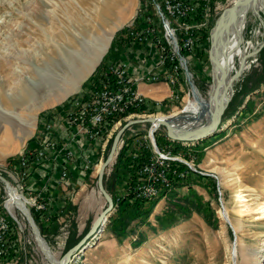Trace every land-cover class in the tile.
I'll use <instances>...</instances> for the list:
<instances>
[{
  "label": "rangeland",
  "instance_id": "374dc122",
  "mask_svg": "<svg viewBox=\"0 0 264 264\" xmlns=\"http://www.w3.org/2000/svg\"><path fill=\"white\" fill-rule=\"evenodd\" d=\"M155 1L160 4L162 2V0H121L122 5L117 6L115 11V24L119 25V19H121L120 26L112 29L113 36L110 45L96 66L86 77L81 79L77 86L73 87L68 78L67 83H61V86L58 85L60 88L57 87L49 96L37 102L32 98V90L26 79L32 77L39 80L40 77L37 78L35 71L27 69L29 62H25V64L24 60L33 59L38 65V58L40 59L48 52L46 46L49 44L52 47L55 44L57 36L53 33H58L60 28L67 33L82 32L84 24L90 19L95 20L94 16L97 11H101L105 2L103 0H0V52H3L11 42L14 43L18 40L16 36H21L20 30H27L29 27L33 30L29 42L19 46L16 41L19 49L27 50L20 56V60L15 55L5 59L0 56L2 59L0 62L3 59L7 61L6 65L3 64L7 70L4 75L6 77L5 84L1 85L0 83V97L10 98L4 107L14 110L22 120L29 121L33 125L29 134L19 133L21 137L23 136L24 142L19 140L15 129L0 128V176L8 180L15 190L19 185L17 191L20 197L22 196L20 186L23 187V192L27 197L33 196L35 193L30 190L31 184L26 181L28 176L23 172L26 168L23 163L30 160V166L34 168L32 174L37 175L36 165L39 163L38 159L41 158L38 156L36 159V155L41 149L32 151V148L39 140L40 142L42 140L46 149L51 148L53 140L49 137V130L52 124L50 116L53 110L84 94V89L93 76L102 77L106 71L107 63L125 55L127 48L132 45V31L140 30L142 26H152L156 30L157 36L163 35L158 11L153 4ZM221 1L220 5L216 7V11L214 10L215 2L212 1L211 6H208L210 11L208 10L204 14L205 20L201 21L203 32L208 30V35L212 31L217 17L221 13L223 15L229 9L227 7H230L234 2V0ZM109 2L112 3V1ZM120 8L123 9L121 14L118 13ZM236 12L230 14L226 21ZM142 16L144 17L142 18ZM257 23L258 19L255 17L247 20L244 30L245 43H243L244 41L240 42L241 49L254 38ZM27 37L23 35L22 40L29 39ZM210 39L211 37H209ZM207 44L205 42V47L202 49L203 57L194 56L191 58L187 56L191 59L189 71L192 73L194 88L206 100L209 98L212 80L208 56L211 43L208 46ZM43 46L45 47L41 50ZM137 48L138 46H135V49ZM256 49L250 61L255 56ZM259 54L252 71L241 81L231 103L225 108L220 121L222 126L218 133L193 143L180 142L186 147V151L190 147L192 148L190 155L186 152V158L188 161L191 157L193 158L195 171L205 178L192 174V178H189L191 182L187 184L176 185L174 188L171 185L167 188L161 186L160 189L153 190V196L150 199L157 198L158 201L152 205L150 213L145 218L142 216L131 219L124 234L117 235L113 232L116 224L110 223V218L115 213L114 209L106 221L105 229L96 233L97 237L89 242L90 245L87 249L75 256L69 264H244L240 255L238 262L232 260V251L237 239L239 245L249 254L252 264H264V46ZM102 61H106V65L99 70L98 66ZM17 66L26 72L18 76ZM184 74L186 75V72ZM0 79L3 78L0 77ZM170 79L171 83L161 81L151 84L153 87L158 85V89L156 88L158 95H154V97L160 99L159 103L162 105L145 107L144 110H141L142 112H137L134 118H131L132 114H130L127 115L128 117L125 116L123 121L120 119L124 117L109 119L108 123L110 124L114 120L119 121L112 125V130L108 132L110 135H105L99 140L100 155L97 160H92L90 163V169L85 173L88 175L84 178L80 176L79 182L71 181L74 182V185L60 180L59 183L65 184L66 190L63 193H66L67 198L59 202L62 207L57 213L60 216L59 221L57 220V229L67 232V240H60L59 233L61 231L57 237L46 230L48 234L44 233L39 228L42 240L47 242L50 247L49 251L52 250L58 260H62L64 253L85 235L100 211L107 205L105 197L100 194L96 181L99 165L110 152L114 134L129 120L145 118L159 120L180 115L191 116L188 111L194 110L196 100L194 93L190 90L188 79L186 82L179 72H172ZM159 86H164V88ZM171 91L178 93L179 97L176 101L174 97L171 100L168 99ZM63 92H66L65 95ZM169 101H172L173 104H170ZM44 120L48 123L41 128ZM120 121L122 122L119 123ZM149 127L150 121L146 120L128 124L125 127L122 135L125 139L129 138L130 140L127 150L129 147L135 149L132 138L139 139L136 141V145L143 141L146 148H149V141L147 138L145 140ZM155 135L157 140L160 136V141L172 149L171 145L174 146L175 142L169 139L163 125ZM209 137L211 138L208 139ZM195 144L198 145L197 148H193ZM122 148H120V154L123 152ZM178 152L185 154L182 149H179ZM17 156H22V160L15 163L12 158ZM114 160L115 158L110 162V165L109 163L106 165L103 181L106 173L111 169L108 177L113 174ZM186 165L188 166V164ZM71 175L75 177L76 172H72ZM122 177L119 176L114 180L117 183L122 182ZM36 178H40V176ZM45 186L46 184L42 183L43 189ZM171 190L173 192L170 194ZM6 192H8L7 185L0 177V200H3ZM127 193V190H121V193L116 196ZM8 195L10 199L9 192ZM22 201L25 202L23 199ZM68 201L75 208H71L67 214L63 215L62 209ZM221 211L227 212L231 220L229 223L220 214ZM0 214L6 216L5 212H0ZM59 225H64V228H59ZM19 226L21 227V225ZM25 230L26 232L23 234L17 227L18 238L16 236L15 242L18 245L21 241L20 237H22L23 245L21 247L15 245L16 252L10 260L11 264H51L45 256L43 257L45 253L40 249L38 240L34 242L32 236L31 244L26 247L28 252L25 255L24 235L26 233V237H29L31 234L28 225ZM78 236H81L79 240ZM70 239L72 242L77 241L69 244ZM7 262V260H2L0 264Z\"/></svg>",
  "mask_w": 264,
  "mask_h": 264
},
{
  "label": "built area",
  "instance_id": "2783aa9c",
  "mask_svg": "<svg viewBox=\"0 0 264 264\" xmlns=\"http://www.w3.org/2000/svg\"><path fill=\"white\" fill-rule=\"evenodd\" d=\"M202 2L203 0H162L160 4L155 1L156 11H158L161 26H163V35L157 36L152 26H142L140 30L132 31V45L126 51L129 52L130 49L136 50L135 46L141 47L144 41L149 39L156 46V54L154 56L156 71L154 72L147 65L142 67L141 74H131V66L127 62H123L121 55L117 60H111L107 63L104 75L102 77L96 76L95 80H91L89 86H86L84 89L85 93L80 95L81 97L79 96L71 101L72 108L67 111V119L79 126L82 134L86 136V153L82 155V163L80 165L83 172L89 168L93 160L92 155L95 153L93 145L98 148L99 135L104 131V126L110 117L127 106L135 107L143 106L144 104L162 105V103H159L160 99L151 98V101H147L145 94L138 89L140 83L157 84L161 81L170 83V73L172 71H179L186 82L187 79L189 82L191 79L193 80L192 73L188 70L191 60L189 57L194 58L196 51L203 47L201 41L203 26L200 25L201 14L203 12ZM221 2V0L215 1L214 10ZM183 60L188 61L187 70L183 68L185 65ZM185 72L186 75L184 74ZM188 72L190 73V77L188 76ZM178 96L177 92L171 91L170 99L173 97L176 99ZM166 104L168 103L166 102ZM153 124L154 122H150V127L145 137V140L147 138L149 141L148 149L143 141H140L136 145V141L139 139L132 138L135 149L129 147L130 151L128 150V155L132 154L133 159L130 160L128 172L125 174V178L118 188V192L120 190L132 189V196L135 199H150L153 196V189H160L161 186L166 187L169 184H173L172 178L176 176H184L186 178L187 171L181 169L182 163L188 164V166L195 165L192 157L189 161L186 159V152L190 155L192 149L184 150L185 154H182L174 151L173 147H171L173 150L169 149L167 145L163 144L164 142L160 141L161 143L158 144V140H156L155 145L153 136L149 133ZM155 133L153 131V134ZM129 141V138L125 139L121 134L114 150V155L109 161L110 163L115 158L112 166H114L120 155L119 147H123L124 145L129 146ZM53 147L58 150L55 141H52L51 148L49 149L52 150ZM65 150L66 160L61 166L59 178L55 177L54 174L53 176L49 175L47 178L43 175L40 176L41 179L36 178L37 176L32 174L34 168L30 166V160L25 161L26 164L25 162L23 163L26 167L23 172L28 176L27 182L33 187L29 188L35 193L33 196L27 197L23 192V187L20 186L22 192L21 198L25 201L24 206L26 207L24 208H28L27 213L31 215L37 229L46 227L50 215L61 205L59 203L61 201L60 198H56L58 196H56L57 188H62L61 197L66 199L67 195L63 193L66 190L64 188L65 184L59 182L61 180V182L68 184L69 169L67 167V160L74 156L75 152H73L72 146H68V144ZM45 151L46 147L38 151L36 159L38 156L41 158L38 159L39 163L43 161L42 158L46 155ZM140 157V160L133 163V160ZM55 169L58 168L54 166L53 171ZM111 171L112 169L106 173V177H108ZM36 174L38 175V171ZM39 181L46 184L45 189H43V195L41 194L42 190L40 189L41 185L38 183ZM18 187L19 185L16 186L17 190H19ZM0 211H5L6 216L12 215L13 217H17L23 233L26 232V225L29 226L31 230L30 236L26 237V233L24 235L26 255V252H28V248L26 249V247L31 244V236L35 242L33 236L35 230H33V226L30 223L29 215L27 218L25 210L18 204L11 203L10 205L8 203V192H6L3 200H0ZM59 228H64V225ZM59 234H57V237ZM62 234L64 238H67V232H62ZM15 244L17 243L13 238V232L9 229V225L6 226L5 219H0V254H7L8 261L2 264H11L10 256L16 250Z\"/></svg>",
  "mask_w": 264,
  "mask_h": 264
},
{
  "label": "bare ground",
  "instance_id": "6f19581e",
  "mask_svg": "<svg viewBox=\"0 0 264 264\" xmlns=\"http://www.w3.org/2000/svg\"><path fill=\"white\" fill-rule=\"evenodd\" d=\"M109 1H112V3ZM236 1L239 0H234V2ZM103 2H105V5L101 9V11L99 12L97 11V14L95 16L93 15L95 17V20L93 21V19H90L88 22H86V24H84L82 32L79 31V32L67 33L60 28L58 33L57 32L53 33L55 34V36H57V38L55 39V44H53L52 47L49 44L47 46L45 45L47 47L48 52L45 53L43 56H41L40 59L38 58L37 60L38 65L35 64L36 61H33V59L24 60V63L29 62L28 67L27 66L25 67H27V69L31 71H35V74H37V78L38 76L40 77L39 80H35L32 77H27L26 79V82H28L32 90V98L34 101L38 102V100H43L42 98L44 97L46 98V96H49L52 93V91L58 87V85L61 86L62 85L61 83L64 84V82H66L68 78L71 80V84L73 85V87L77 86L81 81V79L86 77L87 74L96 66V63L101 58L102 54H104V52L108 49L111 42V38L113 36V34L111 33L112 29H114V27L116 26H120L121 19H119V25L118 23L115 24V20H116L115 11L117 6H121L122 3L121 0H103ZM241 2L242 3L238 4L234 8L235 10L233 8L231 9L232 5L230 7H227L229 9L226 12H224L223 15H221L217 24L214 26L215 28L213 27L211 31L212 36H210L211 37L210 42L211 40H213V44L211 47V54L213 56L212 59L213 62L216 64L217 69L220 68V70L223 71L219 77L220 84L218 91L215 89L212 90V85H211L209 98L206 100L203 98L202 94L199 93L197 89L195 90L193 80L191 79V84L189 87L190 90L194 93V98L196 100V104H195L196 106L194 110L188 111L191 116L180 115V116L167 118L173 123L174 128L178 133H182V134L195 133L196 131H198V129L201 126L205 124V122L209 119L210 115L216 113L219 107L221 108L224 107V105L227 103L228 90H230V87H234V84L237 83L245 75V73L247 72V67L249 66V64H251L250 61L251 56L254 53L255 49L258 47V42H260L259 39L260 35L264 33V15H263L264 0H251V1L242 0ZM235 11L237 12L226 21V19L230 17L229 15L234 13ZM121 12H123V9L120 8L118 13L121 14ZM254 17L258 19V23L256 24L255 27L256 31L254 33V38L252 40H249L244 45V48L241 49L240 42L244 41L243 43H245L244 30L246 28L247 20L249 18L254 19ZM46 18L48 17L46 16ZM201 18H203L202 14H201ZM200 25H201V19H200ZM83 31L85 32V35ZM153 31L155 32L156 30L153 28ZM32 32L33 30L31 29V27H29L27 30L25 29L20 30L21 36L20 35L16 36L18 40L15 39L18 45L20 46L22 44H25V42L26 43L29 42L32 38L31 37ZM23 35L28 36L29 39L23 41L22 40ZM16 41L14 43L11 42V44L8 47H5L4 51L0 52V56L5 59L15 55V57L18 60H20V56H22V54H25L27 50L22 51L21 49H19L17 47ZM59 43H61V45H59ZM45 46H43L41 50H43ZM4 59L3 61L5 62L3 61L0 62V77L3 78L0 79L1 85L5 84L4 82L6 77L4 75L7 70L4 68L3 65V64L6 65L7 63V61ZM1 60L2 59H0V61ZM42 63H45V65H42ZM183 63L185 64L183 68L187 70L188 61L186 62L185 60H183ZM17 67L18 69L16 73L18 76H20L21 73L26 72L23 71V69L20 66ZM172 72H179V71H172ZM212 75L213 76L216 75V71L214 69L212 70ZM188 76L190 77L189 72H188ZM171 81L172 80L170 79V83ZM31 90L29 89V91ZM178 97L175 99V101L178 99ZM8 100H10V98L3 96L0 97V128L9 127L10 129L11 128L15 129L19 140L24 142L23 136L21 137L19 133L22 132L24 135H27V133L29 134L33 129L32 128L33 125L29 121L26 122L22 120L14 110L6 109L4 105L7 104L6 102H8ZM149 106H160V104L158 105L144 104L143 106H135V107L127 106L124 107L119 112H117L114 116L110 117L109 119L125 117L130 114H134L136 116L137 112H142L141 110H143V107H149ZM154 121L155 122L152 127L156 126L153 128V130L157 132L159 131L161 122L158 120H154ZM218 122L219 120L214 121L210 123V126L213 127L214 125L218 124ZM104 128H106V126H104ZM103 133L104 131L100 133L99 135L100 138H101V134ZM154 136H155V140H157L156 139L157 136L155 134ZM210 138L211 137H209L208 139ZM171 147L174 148L173 145H171ZM120 148L121 147H119V150ZM90 165L87 170L90 169ZM193 166L195 167V165ZM192 170L195 171V169L193 168ZM84 173H86V171ZM182 177L184 176H176L172 179L174 180L176 178H182ZM5 184L7 185V190L10 194V199L8 195V203L10 205L11 203L18 204L22 209L25 210L28 218V213H27L28 208H24L26 206H24L25 204L22 201L20 195L18 194V191L12 188L8 181L5 182ZM169 185H167L165 188H167ZM40 189L42 190L41 194L43 195L44 194L43 188L41 186ZM130 191L132 192V189H130ZM61 207L62 206L60 205V207L54 213H56ZM114 209H112V211ZM0 212H5V211H0ZM224 213L226 214L224 215ZM220 214L224 217L226 222L229 223L231 221L226 211L225 212L221 211ZM0 219H5L6 226L9 225V229L13 232L14 240H16V236H17V227L20 229V231L23 232V230L19 226L20 223L18 221L19 219L17 220V217H13L12 215L3 216L2 214H0ZM104 219L105 220L103 221L102 226L103 225L106 226L105 221L107 217H104ZM30 223L33 226V230H35L33 233L34 240L36 242L38 240V245L40 249L45 253L43 257L45 256V258H47V261H49L51 264H69L75 256L83 253L87 249L88 245H90L89 242L93 238L97 237L95 236L96 233H93L87 239V244L81 252L75 251L73 254H71V257L69 259H66L64 257L62 260H58L55 254L52 252V250L49 251L50 247L48 246L47 242L42 240V236L40 235L39 229H37L36 225L34 224V221L33 222L30 221ZM48 223L49 222H47L46 225H48ZM60 235H61L59 237L60 240L61 239L67 240V238H64L62 234ZM20 238H21V241L19 242L20 244L18 243V245L17 244L15 245L21 247L23 244H22V237ZM15 252L16 251H14V253ZM14 253L12 254V256H10V260L11 258H13ZM0 255L2 257L0 261L7 260V257H4L7 254H0ZM239 255L242 257L244 264H252L249 258V254L243 250V247L239 245L237 239V242L234 244V250L232 251V260L238 262L237 260Z\"/></svg>",
  "mask_w": 264,
  "mask_h": 264
},
{
  "label": "crops",
  "instance_id": "0c3cea01",
  "mask_svg": "<svg viewBox=\"0 0 264 264\" xmlns=\"http://www.w3.org/2000/svg\"><path fill=\"white\" fill-rule=\"evenodd\" d=\"M150 2L152 3V1ZM153 4L155 6V3ZM155 54H156V46L149 39H147L146 41H144V44L141 47H138L136 50L130 49L129 52L126 51L125 55H122V57H123V62H127L128 65L131 66L130 73L135 75L138 73L141 74L142 67L147 66V65H148L147 67H151V69L154 72L156 71L155 57H154ZM94 78L95 76H93L91 79L93 80ZM89 83L90 82L87 83V86H89ZM156 88L158 89V85L157 87H153L151 84L144 83V82L140 83L138 86V89H140V91L145 94L147 101L149 100L151 101V98L156 99V97H154V95H158L156 93ZM160 88H164V86ZM168 99L171 100L170 97H168ZM71 104L72 102H69L59 108H56L51 113L50 121L52 122V124L49 130L50 132L49 137H51V139L56 142L58 150L55 147H53L52 150H50L49 148L46 149L45 151L46 155H44L42 158L43 161L41 163H38L36 166L38 168L37 170L38 175L36 174L35 175L38 177L43 175V176H46L47 178L49 175L53 176L54 174L55 177L56 176L58 177V175L60 174V170L62 169L61 166L66 160L65 148L68 144V146H72L73 152H75L74 156H72L71 158H68L67 160L68 161L67 167L69 169V172H68L69 181L68 182L71 185H74V182H71V181L76 180L77 182H79L78 179L80 176L84 178L88 174H85L82 171V167H80L82 163V157H83L82 155L86 153L85 151V137L86 136L82 134V132L80 131V127L68 121L67 116H66L67 111L72 108ZM131 118H134V114H132ZM124 119L125 117L120 120L123 121ZM44 121L45 122L41 125V128H43L48 123L46 120ZM122 121H120L119 123H121ZM109 125L111 124L108 123L105 126H109ZM111 130L112 129H110V126L105 128L104 133L101 134L100 139H102V137H104L105 135H108V134L110 135V133L108 132H110ZM42 144H43L42 140L41 142L39 140L37 144L33 146L34 148L32 149L35 151H37L38 148L43 149L44 144L43 145ZM93 149L95 153L94 155H92V159L93 161H95L98 159V155H100V151L94 145H93ZM54 166L58 168V169H55V171H53ZM74 171L76 172L75 177L71 175V173ZM123 176L125 177V174ZM39 179H41V177ZM39 184L42 185L41 182H39ZM120 184H121V181L119 183H116L115 187H111V189H107L113 198L116 196V194L121 193V191H119L120 193L118 192V188L119 186H121ZM61 192H62V188H57L56 196L57 195L58 196L56 198H60V200L62 201L63 198L61 197Z\"/></svg>",
  "mask_w": 264,
  "mask_h": 264
},
{
  "label": "water",
  "instance_id": "95a60500",
  "mask_svg": "<svg viewBox=\"0 0 264 264\" xmlns=\"http://www.w3.org/2000/svg\"><path fill=\"white\" fill-rule=\"evenodd\" d=\"M241 1L242 0L234 2L232 4L231 9L232 8L234 9L238 4L242 3ZM221 15H222V13H221ZM221 15H219L217 17V20H216L215 24H217L218 19H220ZM210 36H211V32H210ZM259 39H260V42H258V47L256 49L255 56L253 57V59L251 61V64H249V66L247 67V72L245 73V75L237 83L234 84V87H230V90H228V92H227V94H228L227 95V103L224 105V107H222V108L219 107V109H218V111L216 113H214L213 115H210L209 119L205 122V124L203 126H201L198 129V131H196L193 134L178 133L176 131V129L174 128L173 123L170 120H168L167 118L158 120L165 127L166 134H167V136L169 137V139L171 141H174V142L175 141H179V142H183V143L196 142V141H199L201 139H205V137H208V136H211V135H214V134L218 133V131L220 130V127L222 126L220 124V121H221V118H222L221 116H222L225 108L231 103V100L233 99V96H234L235 92L237 91V89L239 87V84L241 83L242 80H244L249 75V73L252 71L251 69H252L253 65L256 63V61L259 58V55H260L259 52L262 49V47L264 46V33H262L260 35ZM210 43H211V46H210L209 51H208V56L210 58L211 71L213 69L216 71V75H214V76L212 75V80H211L212 84L211 85H212V90L215 89V90L218 91L219 84H220L219 77H220V75H221V73L223 71H221L220 68L217 69L216 64L213 62V59H212L213 56L211 54V47H212V44H213V40H211ZM189 84H191V81L189 82ZM144 120H148L150 122H155L154 120H156V119H154V118H145ZM217 120H219L218 124L214 125L213 127L210 126V123H212L214 121H217ZM137 122H141V120H139V119L129 120L128 123H126L122 128H120L114 134L115 136L113 138L112 144H111L110 149H109L110 152H109L108 156L106 157V159L103 162H101L100 165H99L100 168H99L97 181H96L98 189L100 190L102 196L105 197L107 205H106V207L103 210L100 211V214L92 222V224L89 227L90 229L85 233V235L78 242H76L75 245L70 247V249H68L64 253V257L66 259H69L71 257V254H73L75 251L81 252L83 250V248H85V246L87 244V239L93 233H98V232H101L102 230L105 229L104 225L102 226L103 221L105 220L104 217H107V219H106V221H107L109 219V217L112 215L111 212H112V209H114V199L111 196L110 192L106 189L105 184L103 182L104 170H105L106 164H108V162L112 159V157L114 155V152H115L114 150L116 148L117 142H118L123 130L125 129V127H127L128 124L137 123ZM153 131H154L153 128H151L149 133L152 134L154 143L156 145V140H155V136L153 134ZM189 167L195 169V167L193 165H190ZM0 177H1V179H3L4 182L8 181L3 176H0ZM28 215H29V220L33 222L31 215L30 214H28Z\"/></svg>",
  "mask_w": 264,
  "mask_h": 264
},
{
  "label": "trees",
  "instance_id": "16d2710c",
  "mask_svg": "<svg viewBox=\"0 0 264 264\" xmlns=\"http://www.w3.org/2000/svg\"><path fill=\"white\" fill-rule=\"evenodd\" d=\"M212 1L215 2V0H204V2H203V5H202V10H203L202 17L203 18H201L202 22H203V20H205L204 14L208 10L210 11L208 6H211L210 3ZM215 25H213V26H215ZM209 37H210V33H209ZM201 41H202L203 47H205L204 46L205 42L208 43L207 46L210 44V40L208 38V30L205 31L203 33V35L201 36ZM203 47H202V49H203ZM202 49L196 51V53H195L196 57H203L204 51ZM106 61L101 62V64L98 66L99 70L104 68V66L106 65ZM94 80H95V78H94ZM144 108L145 107H143V110H144ZM118 121L119 120L112 121L111 125H109L110 129H111L112 125L117 123ZM159 143H161L160 142V136L158 137V144ZM193 146H194L193 148H195V147L197 148L198 145L195 144ZM127 147H128V145L123 146V148H122L123 152H122V154H120L118 156V159H117L116 163L114 164L113 174L109 177H105V179L103 181V182H105L107 189H111V187L115 186V183H117L114 180L115 178H117L119 176L122 177L124 174H127V172H128L129 163H130V160L133 159V155L132 154L128 155ZM179 149L185 150L186 147L181 145L179 141L178 142L175 141L174 151H178ZM190 149H192V148L190 147ZM32 151H35V150H32ZM140 159H141V157L133 160V163L137 162ZM12 160L15 161V163L17 161L20 162V160H22V156H17L15 158H12ZM19 166H20V164H19ZM181 169L188 171L187 176H186V178H182V179L181 178L174 179L173 184L171 185L172 188H174L176 185L180 186L182 184H187V183L191 182V180L189 178H192V174H195V175L199 176L200 178L201 177L205 178L202 175L201 176L198 175L197 171L189 169V167L186 164L182 163ZM124 178L125 177L123 176L122 179H124ZM127 192L129 194L127 193V194H122V195L114 197L115 213L111 216L110 223H112L113 225L116 224V225H114L113 232L117 235L125 233V231L127 229L126 226L129 224L131 219L139 218V217L141 218L142 216L145 218L150 213L149 210L152 208V205H155L156 202L158 201L157 198L146 199V200L145 199H135L132 196V192L130 190H127ZM171 192H173V191L171 190L170 194H171ZM162 194H163V192L160 194V197L162 196ZM177 205L181 206L179 204H177ZM71 208H75V206H73L71 204V202L68 201L66 206L62 209V214L63 215L67 214ZM57 213H58V211L50 216V218H49L50 221H49L48 225L51 223V221H52V223L49 227H48V225H46L47 227H42V230L44 231V233H47L46 231H49L54 236H56L59 233L60 230L57 229V227H58L57 220L59 221L60 216ZM59 227H60V225H59ZM80 238H81V236H78V240ZM76 241L72 242V240L70 239L69 244L75 243Z\"/></svg>",
  "mask_w": 264,
  "mask_h": 264
}]
</instances>
